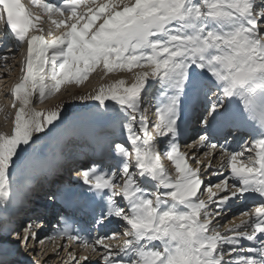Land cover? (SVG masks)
<instances>
[{"label": "snow or ice", "instance_id": "1", "mask_svg": "<svg viewBox=\"0 0 264 264\" xmlns=\"http://www.w3.org/2000/svg\"><path fill=\"white\" fill-rule=\"evenodd\" d=\"M32 3L43 15L33 17L21 0H0L3 67L25 51L11 92L12 128L0 133V212L18 206V184L23 198L32 191L28 173L39 167L40 142L74 127L64 118L66 102L33 111L34 95L43 101L64 85L79 86L101 65L105 75L127 71L133 80L69 93L95 101L106 119L89 136L93 159L73 169L83 190L58 189L48 199L88 207L92 232L72 230L64 216L52 235H41L39 218L11 228L5 222L0 232L45 264L61 252L62 264H264V0ZM41 22L50 23V39ZM150 89L154 121L146 115ZM189 118L199 126L186 144L191 155L181 151ZM237 202L248 206L229 220ZM114 221L122 231H101ZM56 241H74L83 254ZM46 242L54 245L50 254L37 248Z\"/></svg>", "mask_w": 264, "mask_h": 264}, {"label": "bare ground", "instance_id": "2", "mask_svg": "<svg viewBox=\"0 0 264 264\" xmlns=\"http://www.w3.org/2000/svg\"><path fill=\"white\" fill-rule=\"evenodd\" d=\"M25 54V53H24ZM17 57L15 56V59H16ZM15 59H14V61H15ZM13 65H14V68L13 69H15V62H13L12 63ZM102 68V67H101ZM101 68L100 69H98L99 71L101 70ZM19 70V69H18ZM97 70V71H98ZM138 71V70H137ZM5 72H7V73H3L2 74V78L1 79H5V76L7 75V77H11V78H7L6 80H1L0 81V108H2L3 109V111H0V119L1 120H4L5 121V119H3V116H5L6 114H11L10 115V118H9V120H7L6 122V126H4L5 127V129H4V132H1V133H7L8 131H9V129H11L12 128V121L14 120V113H15V109H13L12 108V103H13V97L12 96H10L9 94L10 93H8V92H12V89L14 88V86H13V84H9V82L11 81V79L12 78H14L16 75H17V73L15 74V73H13V70H12V72H11V65L8 67V69L7 70H5ZM15 72V71H14ZM96 72V71H95ZM94 72V73H95ZM101 74H102V76H100V77H98V79L99 80H97L96 81V84H93V80H91V77L87 80V81H85L84 83H83V93H85V95H87V94H89V93H91V92H93L95 89H97V88H99L101 85H110V84H112L113 83V81H111L112 79L110 78V77H107L106 75H105V73H104V71L102 70L101 71ZM95 75V74H94ZM123 75H126V78L125 77H122V78H120V77H118V78H116L117 80L116 81H118V80H124L125 81V83L126 84H130L131 82H132V80H133V76H132V73H129V72H123ZM104 77H107V78H104ZM104 78V80L102 81V79ZM111 79V80H110ZM114 80H115V78H114ZM90 81V84L89 83H87V82H89ZM115 81V82H116ZM75 84H68V85H64V86H62L61 87V91H62V93H64L63 92V90H64V88L66 87V86H71V88H72V86H74ZM87 85V86H86ZM81 86V85H80ZM87 87V88H86ZM71 91H73L72 92V94H75V92L77 91V90H75V89H70ZM75 90V91H74ZM60 91V92H61ZM152 91H155L154 89H152ZM65 92H67V91H65ZM155 94V93H154ZM150 94L148 93V97H150L149 96ZM6 98V99H5ZM63 98H65L64 96H61V97H54V98H51V100H47L48 102H46L47 104H49V105H45V107L44 108H50V107H53V105L54 104H56L57 102H59V101H61ZM69 98H71L72 100H74L73 98H72V95H70L69 96ZM147 98V97H146ZM37 99H39L38 98V95H35V97L34 98H32V103L30 104V106L29 107H31V106H34L33 104H35V103H37L36 101H37ZM148 99V101L146 102V104L147 105H149V110H148V112L150 111V109H152V99H149V98H147ZM146 99V100H147ZM34 100H36V101H34ZM45 101V100H44ZM20 105H19V103L17 102V108L19 107ZM36 106V105H35ZM31 110H33V111H41V110H43V109H36V108H32ZM84 130H87V129H84ZM1 131H3V130H1ZM76 133H79V132H74L73 134H76ZM72 136V135H71ZM79 136V135H78ZM75 143H78V142H75ZM75 143H73V144H75ZM54 152H51V153H49V154H47V159H52V157H53V154ZM44 164H45V162L44 161H42V160H40V162H39V167H38V169L37 170H40L41 168H42V166H44ZM37 170L35 171V172H29L28 174L32 177V176H34L35 174H36V172H37ZM171 172H172V175H173V177H175L177 174L175 173V169H171L170 170ZM62 178H66L67 176L66 175H64V176H61ZM35 179H31V181H34ZM36 181V180H35ZM49 181V180H48ZM48 181H47V183H48ZM36 182H38V181H36ZM44 184H42L41 186H40V188L39 189H37V190H39V191H37V192H35L36 194H38V195H36V197H38V196H41L40 194H43L44 192H45V190H42V188H44V186H43ZM58 186V184L56 183V180H53V181H50L46 186H45V189L47 190V189H49V188H51V186L53 187V186ZM18 188H20V187H18L17 186V189ZM53 191H55V190H57L56 189V187L54 188V189H52ZM16 194H17V191H16ZM39 202H40V200H39ZM41 204V203H40ZM42 204H44V202L42 203ZM33 205V204H32ZM0 207H2V206H0ZM36 207H38V206H36ZM29 208H31V207H29ZM1 216H3L2 214H0ZM0 216V217H1ZM22 217V216H21ZM11 245H6V246H4V249H1L0 248V252L1 251H9V250H11ZM48 248V247H47ZM46 248V245H44V246H41V248L40 249H46L47 250V252L50 254L51 253V249H47ZM20 249H22L23 251H25V253H24V255L25 254H27V255H29V256H32V257H34V259L35 260H40V262H41V264H45V261L44 260H41V256L40 255H33L32 253H30V252H28V251H26L25 249H23V247H21V248H19V245H18V250H20ZM65 259H67V256H66V254H65V252H61L60 253V255H59V257H55V258H52V259H47L46 260V264H62V263H60L61 261H63V260H65Z\"/></svg>", "mask_w": 264, "mask_h": 264}, {"label": "rangeland", "instance_id": "3", "mask_svg": "<svg viewBox=\"0 0 264 264\" xmlns=\"http://www.w3.org/2000/svg\"><path fill=\"white\" fill-rule=\"evenodd\" d=\"M25 53V52H24ZM16 66V65H15ZM14 68V65L12 64L11 65V72H12V70H13V73H17V75L15 76V79H16V77H18V79H20L21 78V76L23 75V73L21 72V70L19 69V70H17L16 69V67H15V69H13ZM102 67V68H101ZM101 68V71L103 70V66L101 65L98 69H100ZM97 69V70H98ZM96 70V72L94 73V72H92V75H89V78L91 77V80H93V84H96V81L97 80H99L98 79V77H100L102 74H101V71H97ZM15 71V72H14ZM104 71V70H103ZM134 71H137V70H135L134 69ZM124 72V71H123ZM126 72V71H125ZM95 74V75H94ZM108 77V76H107ZM107 77H104V78H107ZM118 77H120V78H122V77H125L126 78V75H122V76H111L110 78L112 79H110L111 81H113V83H115V81L117 80L116 78H118ZM104 78L102 79V81L104 80ZM114 78H115V80H114ZM13 79H11V81H12ZM10 81V82H11ZM9 82V84H13V86H15V84L16 83H18L19 81H16V80H13L11 83ZM87 83H89L90 84V81L89 82H87ZM84 86V85H83ZM82 85L80 86H77V85H74V86H72V88H71V86H66L65 88H64V90H63V92L64 93H62V91L60 92V93H58V96H53V98L54 97H61V96H64L65 98H63L62 100H61V102L62 101H64V102H66L65 103V107H66V112H64V115H69L70 117H71V122L72 123H70L71 125H77V124H80V123H82L81 121H83V120H85L86 119V117H87V114L86 113H83L81 116H74V114L75 113H73V111H80V110H82L83 108H85V107H89L91 104L92 105H95L96 104V102L95 101H80V100H78V99H74V100H72L71 98H69V96H70V94L69 93H72L73 91H71L70 89H75V90H80V92H78V91H76L75 92V94H80V95H85V93H83V87ZM87 86V85H86ZM76 88H78V89H76ZM87 88V87H86ZM66 89H67V92H65L66 91ZM74 90V91H75ZM10 96H11V94H9ZM67 98V99H66ZM6 99V98H5ZM49 100H51V98L49 99ZM40 102L38 103V105L37 106H35V104H33L34 106H31L30 107V109H34V108H36L37 110L40 108V109H43V110H51V109H54L57 105H55V107H50V108H44L45 107V105H49V104H47L46 102H48V101H41V100H39ZM60 104V103H59ZM58 104V105H59ZM76 113H80V112H76ZM90 114H92L94 117H99V118H102V117H104V116H101V115H99L96 111H95V108H93V110L91 111V113ZM3 119H5V116H3ZM7 122H6V120L4 121V120H1L0 119V133L1 132H4V129H5V127L4 126H6L7 124H6ZM5 124V125H4ZM4 125V126H3ZM1 130H3V131H1ZM75 132V131H74ZM73 132V133H74ZM8 133V132H7ZM72 133V134H73ZM71 135V134H70ZM60 141H61V139H57L55 136H53V137H50V138H47L46 140H42L41 142H40V144L44 147V149H45V151L46 150H48V149H52V148H56L58 145H59V143H60ZM40 144L37 146V149H38V147L40 146ZM6 237V238H5ZM8 237L7 236H4V235H1L0 236V248L1 247H4V246H6V245H11V247H13V248H15L14 246H17V250H18V243L16 242V240H15V238H12V240L13 241H8V239H7ZM22 246H20L19 245V248H21ZM20 250H22V249H20ZM25 252V251H24Z\"/></svg>", "mask_w": 264, "mask_h": 264}]
</instances>
